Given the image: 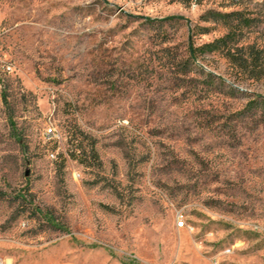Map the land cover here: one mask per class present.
<instances>
[{
    "label": "rangeland",
    "instance_id": "rangeland-1",
    "mask_svg": "<svg viewBox=\"0 0 264 264\" xmlns=\"http://www.w3.org/2000/svg\"><path fill=\"white\" fill-rule=\"evenodd\" d=\"M0 63V264H264V0H0Z\"/></svg>",
    "mask_w": 264,
    "mask_h": 264
},
{
    "label": "trees",
    "instance_id": "trees-1",
    "mask_svg": "<svg viewBox=\"0 0 264 264\" xmlns=\"http://www.w3.org/2000/svg\"><path fill=\"white\" fill-rule=\"evenodd\" d=\"M208 19L211 20L212 22L222 21L229 26H230L229 22H231V21H237V23H239V24H241L242 22L248 21V20L243 18V15L241 13H238V12L230 13V14L210 13ZM226 39H228V37H225L223 39L216 40L210 44H206L204 46H201L197 50L196 49L195 50L190 49V54H191V56H194V53L197 51L204 53V54H210L214 51L221 50V51H224V53H225L224 55L226 57H228L229 59L235 58L234 54L231 52V50L227 49ZM236 51H238V50H236ZM242 62H243V60H242ZM242 62L240 63L241 66L244 69L247 68L246 65H244V64L242 65ZM88 155H90V158L92 160L96 159V154L93 151V149L90 150ZM84 156H85V154L83 153V151L78 150V149H75L73 152H70V154H69V157L71 160H78L81 162H82V159H84ZM54 227L56 228L57 226H54Z\"/></svg>",
    "mask_w": 264,
    "mask_h": 264
},
{
    "label": "built area",
    "instance_id": "built-area-1",
    "mask_svg": "<svg viewBox=\"0 0 264 264\" xmlns=\"http://www.w3.org/2000/svg\"><path fill=\"white\" fill-rule=\"evenodd\" d=\"M182 4H185L186 6H189L192 9H196L200 5V0H177ZM228 3L234 7L239 6L244 0H227ZM256 3H261L262 0H251ZM0 71L1 73H8L11 71L10 66H8L5 63H0ZM53 135V131L51 128H48L46 130L45 136L48 138L49 136ZM53 157V156H52ZM183 222L181 221V218L177 219V227H182Z\"/></svg>",
    "mask_w": 264,
    "mask_h": 264
}]
</instances>
